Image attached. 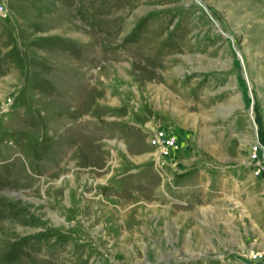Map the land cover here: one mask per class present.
Wrapping results in <instances>:
<instances>
[{
    "label": "rangeland",
    "instance_id": "374dc122",
    "mask_svg": "<svg viewBox=\"0 0 264 264\" xmlns=\"http://www.w3.org/2000/svg\"><path fill=\"white\" fill-rule=\"evenodd\" d=\"M264 0H0V264H264Z\"/></svg>",
    "mask_w": 264,
    "mask_h": 264
},
{
    "label": "built area",
    "instance_id": "2783aa9c",
    "mask_svg": "<svg viewBox=\"0 0 264 264\" xmlns=\"http://www.w3.org/2000/svg\"><path fill=\"white\" fill-rule=\"evenodd\" d=\"M261 150H262V154L260 153V164H259V169L264 172V150L262 149L261 147Z\"/></svg>",
    "mask_w": 264,
    "mask_h": 264
}]
</instances>
